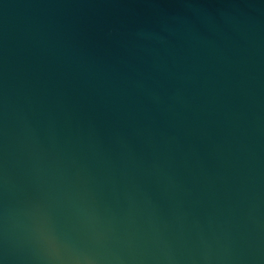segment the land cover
Segmentation results:
<instances>
[{
  "label": "water",
  "instance_id": "water-1",
  "mask_svg": "<svg viewBox=\"0 0 264 264\" xmlns=\"http://www.w3.org/2000/svg\"><path fill=\"white\" fill-rule=\"evenodd\" d=\"M0 264H264V0H0Z\"/></svg>",
  "mask_w": 264,
  "mask_h": 264
}]
</instances>
